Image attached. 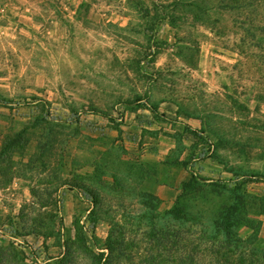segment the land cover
<instances>
[{
    "label": "rangeland",
    "instance_id": "374dc122",
    "mask_svg": "<svg viewBox=\"0 0 264 264\" xmlns=\"http://www.w3.org/2000/svg\"><path fill=\"white\" fill-rule=\"evenodd\" d=\"M191 14L233 19L247 80L232 105L220 95L178 104L142 141L128 110L143 97L183 99L178 67L197 51L182 43L185 60L165 62L175 77L146 79L166 48L155 30ZM254 97L264 99V0H0V264H264ZM189 115L202 118L195 132ZM144 164L146 184L114 175ZM161 185L181 198H160Z\"/></svg>",
    "mask_w": 264,
    "mask_h": 264
},
{
    "label": "crops",
    "instance_id": "0c3cea01",
    "mask_svg": "<svg viewBox=\"0 0 264 264\" xmlns=\"http://www.w3.org/2000/svg\"><path fill=\"white\" fill-rule=\"evenodd\" d=\"M191 7L199 10V7L196 6V3L191 5ZM213 22H215L214 26L208 25L202 19H199L194 16V14H191L190 16L182 18V20H178V25H173L169 19H166L165 21L162 20L160 27L155 30V38H157L158 41L164 43L166 48L164 52L160 50L157 52V50H155V60H153L152 63L150 62L149 64L145 65L142 70L144 78L147 79L146 76L149 75V72L159 70L161 72L160 79H172L173 76L175 77V75H168V73L171 71V68L167 63H165L169 60L170 55L173 54L172 52H175V56L177 58L185 60L187 56H182L180 49L184 48L186 51L188 49L183 46L181 47V45H191L193 42L192 40H194V42L197 44V46H195L197 47V51L194 52L193 63L186 62L178 67L180 75L184 77L183 80L186 82L182 87L183 92L179 93V96H181L183 99H178L171 95H169L171 97L168 96L159 100L154 99L153 97H143L134 103L141 104L143 106L128 110L127 117L131 121V129L138 133L140 140H142L143 137L150 132L154 133L155 131L160 130L163 132L166 130L164 129L165 127L161 122V118L166 119L167 117L178 116V104H190L194 102L202 103L203 101L200 98L207 95L212 98L219 97L220 95L225 99V103L230 105L234 103L236 82L239 80L246 81L247 79L240 77L237 74V69L235 68V61H238L235 56H238L239 58L240 55L238 53L236 54L233 50V44L235 40V33L232 28L233 19L226 16H220L218 19H214ZM195 81L200 83L201 86L198 88H190L187 83ZM242 89H244V87H242ZM204 91L206 95L203 93ZM208 92H210V94ZM190 97H192L193 100L190 99ZM256 98L257 97H254V103L258 106V112L256 115H258V117L261 115L263 119L264 99L262 100L260 97L257 99ZM158 104L161 107H158ZM148 105L153 106L148 107ZM162 105L166 106L162 107ZM172 106L174 108H172ZM261 106L263 107L262 109ZM159 111L164 112L165 115ZM188 119V124L192 126L190 129L193 132L198 130V126H200L202 123V118L189 115ZM260 130L264 133V128L259 129V131ZM142 141H144V139ZM143 158L145 157L143 156ZM157 159L161 160L159 162H161V164L165 167L167 166L166 164H168L167 162L170 159V155H167V153L166 155H158ZM149 170L150 167H148L146 164L140 166L137 165V167L129 166L125 167L124 171L119 174L114 172V175H116L118 179L120 178L119 181L122 180L121 182L125 184H146L154 179L153 175L148 174L147 171ZM185 182L188 181L181 182V185ZM162 183L164 182L162 181ZM159 184H161V181H159ZM157 190L159 192L158 194H160V198H164L162 197L163 192H168L171 195L174 194L175 200H179V196L177 195L178 191L174 188L161 185L157 187Z\"/></svg>",
    "mask_w": 264,
    "mask_h": 264
},
{
    "label": "trees",
    "instance_id": "16d2710c",
    "mask_svg": "<svg viewBox=\"0 0 264 264\" xmlns=\"http://www.w3.org/2000/svg\"><path fill=\"white\" fill-rule=\"evenodd\" d=\"M183 186H185V187L190 186V181L183 183ZM180 198H181V196H179V199H180ZM176 209H177V210H180L179 207H178L177 205H176Z\"/></svg>",
    "mask_w": 264,
    "mask_h": 264
}]
</instances>
